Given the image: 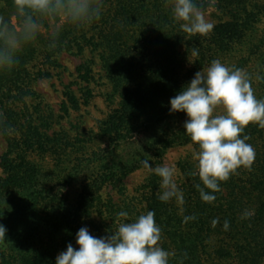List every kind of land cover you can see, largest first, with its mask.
<instances>
[{
  "label": "trees",
  "instance_id": "16d2710c",
  "mask_svg": "<svg viewBox=\"0 0 264 264\" xmlns=\"http://www.w3.org/2000/svg\"><path fill=\"white\" fill-rule=\"evenodd\" d=\"M195 2L201 9L214 4L229 20L206 36H188L174 21L169 0H104L98 21L83 28L65 24L55 48L50 47L51 36L37 38L28 52H20L18 64L0 75V131L8 143L0 176V225L6 228L0 264H56L68 244L76 248L81 228L106 238L119 222H134L148 211L161 228L160 246L176 253L169 264H207L205 257L211 264H264V129L258 125L250 124L244 132L255 149L251 169L240 168L222 182L212 203L202 201L196 185L203 184L198 175H190L197 168L189 162L182 166L188 176L182 206L159 199L161 178L155 173L145 184V203H118L102 195L110 185L124 190V178L142 160L157 164L169 148L192 143L184 128L188 117L171 112L170 99L196 72L214 59L245 67L241 47L247 38L252 43L258 25H264V5L250 0ZM263 45L261 39L254 48ZM89 49L99 57L119 102L96 133L74 138L54 130L53 115L29 104L27 99L37 93L33 82L53 76L50 69L33 71L31 64L43 55L49 68L57 69L62 67L60 53L82 55ZM96 62L89 58L77 67L82 93L66 86L61 117L91 104ZM260 77L253 80L254 90L264 86V71ZM245 210L253 214L242 219ZM122 211L128 213L126 219L118 216Z\"/></svg>",
  "mask_w": 264,
  "mask_h": 264
},
{
  "label": "clouds",
  "instance_id": "9594fccd",
  "mask_svg": "<svg viewBox=\"0 0 264 264\" xmlns=\"http://www.w3.org/2000/svg\"><path fill=\"white\" fill-rule=\"evenodd\" d=\"M169 2L174 21L180 22V29L188 36H206L213 30V23L206 19L195 0ZM13 8L18 22L0 15V70H11L18 64L20 52L36 41L45 22L53 39L50 47L55 48V40L65 23L76 28L90 26L101 18L104 0H13ZM192 54L196 56L198 52L194 49ZM254 79L259 81L261 77L214 59L170 99V111L184 112L188 117L185 132L199 149L193 153L197 171L190 175H198L203 187L197 184L196 188L206 203L215 201L213 193L221 191L222 182L240 168L250 170L255 161V149L247 143L250 137L244 135L250 124L264 129V99L256 97ZM141 163L161 178L159 199L168 202L175 198L182 206L184 193L176 183L175 166L164 164L153 168L148 160ZM252 214L245 210L241 218ZM118 216L126 219L128 213L122 211ZM191 219L195 217H184V222ZM217 223L218 219H214L213 227ZM223 227L228 230L227 220ZM161 238L155 213L148 211L134 222H119L116 231L106 238H96L87 228H81L76 234L78 250L68 244L66 251L57 256L56 264H169L176 253L161 247ZM0 242H6L3 225Z\"/></svg>",
  "mask_w": 264,
  "mask_h": 264
},
{
  "label": "rangeland",
  "instance_id": "374dc122",
  "mask_svg": "<svg viewBox=\"0 0 264 264\" xmlns=\"http://www.w3.org/2000/svg\"><path fill=\"white\" fill-rule=\"evenodd\" d=\"M250 2L254 5H264V0H250ZM201 10L204 12L206 19L213 23L214 28L221 22L229 20V17H227L224 12H221V10L219 11L214 4H210L205 9ZM0 15H4L6 19H10L13 22H18L14 15L13 0H0ZM49 36L48 24L45 22L44 28L37 38L46 39ZM254 36L257 37V40L253 37V42L249 43L248 38L246 40L244 39L246 47H241L244 49L245 53V58L242 62L246 61L243 69L251 72L253 77L260 75L259 73L262 75V72L264 71V45L258 50L254 48L261 39H264V25H258V32L256 35L254 34ZM238 40L243 41L242 39L236 38V41ZM36 41L38 40L36 39ZM28 46H30V44L26 45L22 51L24 50L25 52H28ZM59 58L62 67H58L57 69L49 68L43 55L38 56L37 59L32 62L31 68L33 71L37 72L39 69H50L53 76L42 77L34 81L32 87L37 93L35 96L29 97L27 100L30 105H37L39 109L47 115H53V117L50 118V121L54 123V130L67 131L74 138L77 136H92V134L99 130L102 122L108 117L109 113L118 107L119 100L113 95L112 88L105 77V73L102 71L99 57L96 53H92L90 49L86 50L82 55H77L70 51H64L59 54ZM89 58H95L97 60L94 66L96 80L91 85L94 89L95 96L90 105L83 106L78 110H72L68 116L61 117L62 113L60 112V107L64 100L65 88L67 85L71 84L72 88L77 90L78 94L81 95V86L76 83L77 67ZM238 58H240V56ZM235 60L237 59L234 58L233 61ZM4 71L6 72L7 70H0V75ZM255 95L258 99H261V95L264 96V86L263 88L256 87ZM220 111L221 110L218 109V112ZM7 148V140L0 131V176L3 175L1 161ZM195 151H198V149L192 143L175 145L166 151L159 163L151 166L155 168L157 166H163L164 164L170 166L174 165L177 169L175 177L176 183L178 188L183 192V187L185 186V183L188 182V176L185 171L182 170V166L187 162L196 165V161L193 159V153ZM151 174H153V172H149L141 163L136 164L123 180L124 190L121 191L120 186L110 185L103 188L102 195L104 198L111 196L118 203L131 201L134 203H145V196L147 195L145 192V184ZM170 201L176 203L175 198ZM78 247L79 246L76 245L77 250ZM2 249L3 248L0 244V252ZM205 262L211 264V261H208L207 257H205Z\"/></svg>",
  "mask_w": 264,
  "mask_h": 264
}]
</instances>
